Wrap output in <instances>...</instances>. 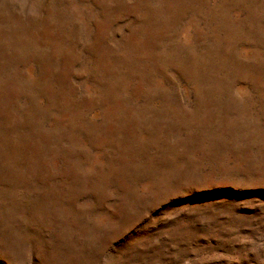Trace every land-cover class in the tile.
<instances>
[{"label": "rangeland", "instance_id": "1", "mask_svg": "<svg viewBox=\"0 0 264 264\" xmlns=\"http://www.w3.org/2000/svg\"><path fill=\"white\" fill-rule=\"evenodd\" d=\"M0 264H264V0H0Z\"/></svg>", "mask_w": 264, "mask_h": 264}]
</instances>
